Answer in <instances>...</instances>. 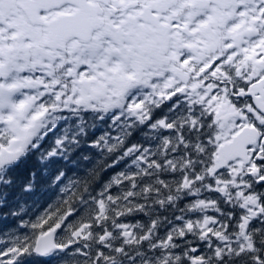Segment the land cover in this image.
<instances>
[{"label": "snow or ice", "instance_id": "snow-or-ice-1", "mask_svg": "<svg viewBox=\"0 0 264 264\" xmlns=\"http://www.w3.org/2000/svg\"><path fill=\"white\" fill-rule=\"evenodd\" d=\"M0 264H264V0H0Z\"/></svg>", "mask_w": 264, "mask_h": 264}]
</instances>
